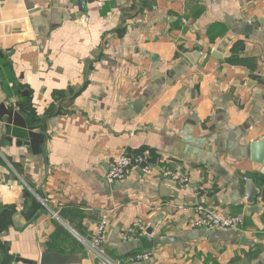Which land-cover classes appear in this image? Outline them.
Instances as JSON below:
<instances>
[{
  "label": "crops",
  "instance_id": "crops-1",
  "mask_svg": "<svg viewBox=\"0 0 264 264\" xmlns=\"http://www.w3.org/2000/svg\"><path fill=\"white\" fill-rule=\"evenodd\" d=\"M119 154L150 175L110 184ZM200 204L243 224L192 228ZM106 211L113 264H264V0H0V264H107Z\"/></svg>",
  "mask_w": 264,
  "mask_h": 264
},
{
  "label": "built area",
  "instance_id": "built-area-1",
  "mask_svg": "<svg viewBox=\"0 0 264 264\" xmlns=\"http://www.w3.org/2000/svg\"><path fill=\"white\" fill-rule=\"evenodd\" d=\"M88 21V19H85ZM139 168L144 176H148L151 173V165L148 162L146 155L130 156L128 154L117 155L111 163L107 180L110 184L118 183L126 178L130 172ZM164 177L170 178L172 181L184 185L188 182L187 178L182 177L177 172H171L169 170L164 172ZM181 212H192L194 217L191 219L190 226L195 229H209V230H225V229H237L243 224V218L241 216H231L218 212L213 209H209L205 205L196 206H179ZM111 211H106L102 214L100 221L97 224L95 235L93 240L89 244V252L96 253L100 256H104V252L101 249L106 239L109 223H110ZM147 233V226L141 220L137 219L130 224L124 230V239L126 241H133L136 238L145 235ZM152 254L150 252H141L134 254L129 264H145L150 261ZM108 264H111L108 260H105Z\"/></svg>",
  "mask_w": 264,
  "mask_h": 264
},
{
  "label": "water",
  "instance_id": "water-1",
  "mask_svg": "<svg viewBox=\"0 0 264 264\" xmlns=\"http://www.w3.org/2000/svg\"><path fill=\"white\" fill-rule=\"evenodd\" d=\"M85 2H80V9L82 12H87L86 8H85ZM254 148L256 149V151L259 148V144H255ZM258 163L261 162V159H257ZM153 230L149 229L147 230V233L145 235H142L139 237V240L143 243V245H145L144 247H147V245H149L150 240H149V236L152 234ZM81 258L72 254V255H61L58 254L56 252H51V253H44L41 255L39 264H80L81 263ZM19 261H22L24 263L27 264H33V262L31 261H27V260H21L19 259Z\"/></svg>",
  "mask_w": 264,
  "mask_h": 264
},
{
  "label": "rangeland",
  "instance_id": "rangeland-1",
  "mask_svg": "<svg viewBox=\"0 0 264 264\" xmlns=\"http://www.w3.org/2000/svg\"><path fill=\"white\" fill-rule=\"evenodd\" d=\"M103 252H104V251H103ZM95 254H96V253H95ZM97 255H98V254H97ZM99 257L102 258V259H104V261H105V260H108L109 262H111V264H113V262L111 261V259L108 258V257H106L105 254H104V256H100V255H99ZM107 264H108V263H107Z\"/></svg>",
  "mask_w": 264,
  "mask_h": 264
}]
</instances>
